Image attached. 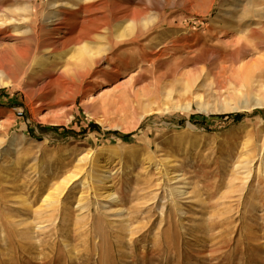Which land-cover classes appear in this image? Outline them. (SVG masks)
Wrapping results in <instances>:
<instances>
[{"label":"rangeland","instance_id":"1","mask_svg":"<svg viewBox=\"0 0 264 264\" xmlns=\"http://www.w3.org/2000/svg\"><path fill=\"white\" fill-rule=\"evenodd\" d=\"M117 1L144 35L55 93L5 57L76 0H0V264H264V0Z\"/></svg>","mask_w":264,"mask_h":264},{"label":"bare ground","instance_id":"2","mask_svg":"<svg viewBox=\"0 0 264 264\" xmlns=\"http://www.w3.org/2000/svg\"><path fill=\"white\" fill-rule=\"evenodd\" d=\"M89 1H90V5L88 6L84 5ZM97 1L98 0H85V1L76 0V2H74L73 4L65 3L63 5L62 3L63 6L60 9H57V7H53L54 6L53 3L50 4L52 5L54 10L53 12L51 11L49 15L47 14L45 20L46 28H48L47 30H49L50 37L42 40L40 39L37 30L32 29L30 33V37L35 38V42H34L35 45L32 44L31 46H29L28 41H27L28 43L27 42L18 43V45L11 50L12 51L11 53L10 52H8L9 54L6 53L8 55L7 57H5L6 58L5 63H7V66L14 68V70L11 68L9 70L3 68L4 73L8 77L13 78L25 66L29 65L33 79L38 80L41 77H46L48 79V82L46 83V87L51 86L52 84L53 86L54 85L56 86L57 83H60V87H58L55 93H67V91L72 88L70 86L71 84L69 83L70 81L73 84L75 82L76 83L79 82L81 85L85 83L87 78L92 76L93 69L98 64L100 57L98 58L96 53L92 51L93 48L89 49L86 46V43H90L87 41L93 40L95 36L107 34L109 32V28H111L110 27L111 22L115 21L118 24V22L124 21V19H126L128 22L126 26H119V27H117L116 25L112 26L115 27V30H113L114 31L113 34L115 35V40L132 42L133 44L134 43L137 44L140 37L144 35L143 34L144 30L149 25V23H147L144 25L143 29H138V26L145 15H143L140 12H135L130 7H125L121 2L117 0L116 1L113 0L111 2V8L109 6L110 0H100L98 3ZM139 1H141L143 5L146 4L147 6H152L153 4L156 3H162V1L164 3L170 4V0H139ZM172 1L174 3L176 2V0H172ZM239 2L241 4L242 1ZM246 3L248 6H250V8H254L255 0L254 1L247 0ZM107 8L108 9L110 8V11L109 10L108 11L111 12V18H108L107 16V11H106ZM25 11L26 9L22 10V12ZM226 11H228V9ZM12 22H16L15 19H13L12 17L10 19L0 18V29L6 28L10 24H12ZM107 39L109 40V38ZM95 40L96 39H94V41ZM110 42L112 43V41ZM111 43L109 44L112 45ZM32 46H34V48ZM41 47L45 48V49L42 48L41 50H49L52 56H50V58L46 57L45 59L43 58L39 60L35 54L37 50H39ZM50 47H52V49ZM65 52L67 54L66 56H68L70 59L66 61V63L63 62L65 63L63 64L60 62L65 58L63 57ZM113 73L118 74V69L115 70ZM2 84L6 85L5 82H3ZM72 92L74 91L72 90ZM257 105L260 106L261 104L257 102ZM94 165L95 168L97 167L99 169L101 167L100 169L102 170V168L106 169L109 163L108 161H104V162L100 161V159L96 156L94 158ZM94 171H97V169ZM85 184L88 185V183ZM63 192H64L63 190L58 189L56 193L57 195L55 194L56 196L51 193L49 194L50 196L48 197H51V199H55V198L59 199L63 197ZM113 196L114 195L111 194L109 189L103 192L102 194V198L104 199H109L112 198Z\"/></svg>","mask_w":264,"mask_h":264},{"label":"trees","instance_id":"3","mask_svg":"<svg viewBox=\"0 0 264 264\" xmlns=\"http://www.w3.org/2000/svg\"><path fill=\"white\" fill-rule=\"evenodd\" d=\"M123 137H125V136H123Z\"/></svg>","mask_w":264,"mask_h":264}]
</instances>
